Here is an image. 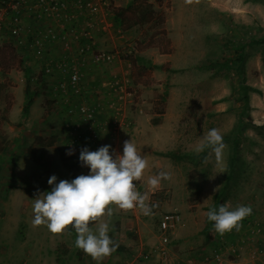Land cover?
Masks as SVG:
<instances>
[{
  "label": "rangeland",
  "instance_id": "374dc122",
  "mask_svg": "<svg viewBox=\"0 0 264 264\" xmlns=\"http://www.w3.org/2000/svg\"><path fill=\"white\" fill-rule=\"evenodd\" d=\"M111 1L112 6H122L127 2ZM149 1L165 16L164 32L160 31L161 28L147 25L123 31L112 19V26L107 27L110 30H102V37L98 35L104 44H109L106 51L116 56L107 64L94 63L104 72L110 70L102 79L114 72L126 75L127 88L133 94V99H125L124 106L125 114L131 116L133 125L129 130L121 131L114 152L110 153L114 156L122 154L123 142L132 140L148 162L142 180L136 182V190L149 197L146 203L155 205L151 215H143L138 207L124 212L110 205L113 215L109 217L105 213L90 225L95 232L99 223H109L111 236L127 248L105 257L101 264H202L217 251L222 254V264H264V255L259 254L260 249L264 250L262 45L253 43L245 46L242 68L216 70L205 66L208 60L221 62L232 56V51L221 40L245 43L250 38L262 36L264 3L250 0ZM30 28L31 24L24 26L19 35L23 42L20 44L17 39L11 41L8 28L3 27L0 31V44H10L17 54V58L12 57L8 68H0V82L3 83L0 140L4 143L0 151V264H96L75 248L76 233L71 226L61 234H52L46 226L34 228L31 224L33 202L39 194L43 196V192L51 190L47 180L54 173L47 172L46 166H40L38 163L42 160L34 158L35 154L43 155L44 160L52 163V154L55 153L54 165L57 166L53 170L60 173L58 179L70 181L89 171L79 162L80 150L83 147L90 151L97 149L83 142L81 137L72 136L65 154L71 149L74 157L68 161L69 167L65 171L55 149L34 145V151H28L36 136L48 138L51 134L57 135L54 148L60 149V142L67 134V119L71 121L66 115V102L76 98H69L51 84V78L55 80L57 75L43 71V62L48 56H33L29 47ZM79 30L83 31L84 26ZM97 45L96 41L94 49H101ZM44 52L48 53V50ZM134 54L143 60L132 64L127 58ZM151 64H167L174 71L154 69ZM24 66L30 68V87L39 88V94L33 98L25 118L21 110L25 99ZM38 76L44 84H39ZM242 77L245 84L258 92H248V107L243 113L248 125L243 131L245 137L238 149L239 159L224 203H230L233 208L250 205L252 214L241 222L239 231L232 230L220 236L211 227L207 240L203 232L205 206L212 202L213 194L225 179L226 171H219L222 168L226 170L232 149L223 141L225 147L217 160L211 150L198 154L194 148L210 129L215 128L223 135L233 128L243 107L235 90ZM160 96L164 99L163 114L161 122L153 125L150 120L158 116L155 111L161 105ZM12 106L15 108L11 109ZM72 120L78 119L73 117ZM166 151L191 155L173 159L160 154ZM13 156L16 160L18 158L15 167L14 162H9ZM9 168H12L11 172ZM161 171L170 173L171 178L162 180L156 189H152L148 180ZM14 173L25 184L20 185L22 188L17 194L6 199L3 191L9 187L14 191L15 186L4 184L7 178L14 177ZM166 211L179 212L182 223L170 233L165 244L167 260L162 261L152 247L160 246L157 221ZM257 228H261L258 233L253 231ZM228 246L234 247L235 252H229ZM149 251L150 255L145 257Z\"/></svg>",
  "mask_w": 264,
  "mask_h": 264
},
{
  "label": "built area",
  "instance_id": "2783aa9c",
  "mask_svg": "<svg viewBox=\"0 0 264 264\" xmlns=\"http://www.w3.org/2000/svg\"><path fill=\"white\" fill-rule=\"evenodd\" d=\"M86 15L89 19L86 17L84 30L75 28L74 24L79 17ZM112 15L111 0H0V31L7 22L11 41L17 39L18 44L23 43L19 35L25 26L24 18H29L34 22L28 32L31 35L29 47L34 57H42L45 54L47 41L60 40L63 48L69 49L72 40L75 39L77 41L76 53L79 56L89 54L94 63L107 64L114 60L115 54L103 49H94V44L96 43V31L99 28L105 29L112 26ZM51 20L61 25L60 31L49 22ZM43 69L45 73L56 69L62 76H67L57 83V88L69 95V98L87 97L82 84L83 73L76 60H56L54 66L47 64ZM127 78L126 75L114 72L111 77L104 79L101 88L103 91L106 90L104 94L108 98L104 104L99 100L87 103L86 97L78 104L67 103L65 111L71 121H67L65 128L70 141H72V136L77 139L83 138L86 133L89 145L96 149L105 144L111 145L109 151L114 152L121 131H127L133 125L131 116H127L124 111L125 99L127 97L133 99V94L127 88ZM134 105L137 106L136 103ZM98 114H103L104 117L98 119ZM73 117L78 120L73 121ZM104 134L108 135L107 143L102 141ZM181 223V216L176 211H166L158 219L160 246L152 247V251L159 256L160 260H167L165 244L169 241L170 233H173ZM255 230L258 231V228ZM228 251L234 253L235 248L228 246ZM150 253L151 251L147 252L145 257H148ZM259 254L264 255V250L260 249ZM222 263V254L217 251L206 258L202 264Z\"/></svg>",
  "mask_w": 264,
  "mask_h": 264
},
{
  "label": "clouds",
  "instance_id": "9594fccd",
  "mask_svg": "<svg viewBox=\"0 0 264 264\" xmlns=\"http://www.w3.org/2000/svg\"><path fill=\"white\" fill-rule=\"evenodd\" d=\"M190 2V0H188ZM75 80V78H74ZM225 147L220 132L213 128L195 146L196 153L211 150L217 160L221 158ZM111 145H103L95 151L83 147L79 152V162L89 169L88 173L76 176L72 180L60 179L51 175L47 183L50 191L39 194L33 202L32 227L46 226L52 234H61L71 226L76 233L74 246L89 256L96 264L110 256L119 245L111 239L109 223H99L95 232L90 227L107 213L113 215L110 205L128 212L139 208L143 215H151L155 205L146 201L149 197L136 190V182L141 181L148 162L138 152L132 140L123 142L122 154L113 155ZM72 155L69 149L66 153ZM221 169L219 173H225ZM218 173V172H217ZM170 173L161 171L149 178L148 184L156 189L162 180L170 179ZM252 214L250 205L221 204L218 210L213 207L206 213L208 221L216 234L223 236L232 230L239 231L241 222Z\"/></svg>",
  "mask_w": 264,
  "mask_h": 264
},
{
  "label": "trees",
  "instance_id": "16d2710c",
  "mask_svg": "<svg viewBox=\"0 0 264 264\" xmlns=\"http://www.w3.org/2000/svg\"><path fill=\"white\" fill-rule=\"evenodd\" d=\"M250 1H258V2L260 1L264 3V0H250ZM112 14H113L114 21L118 23V26L123 31L130 30L132 27H135V26L143 27L147 25L150 27L154 26L157 28H161L160 31L164 32L163 26L165 22V16L162 11H158L154 9L153 4L149 0H128L122 6H112ZM29 24H31V27H32V25L34 24L33 20L30 19ZM8 26L9 25L7 24V22L3 25V27H6V29L8 28ZM30 37L31 35L29 34V39ZM221 42L223 43L224 46H227L230 51H232V56L222 59L221 62L217 60H208V63L205 65L207 68H214L216 70H222V69L230 70L234 68L236 69L242 68L245 62V51H244L245 46L247 44L253 45V43H259L262 45V48H263L262 56L264 60V33L259 38H256V39L250 38V41L245 42V43L244 42L243 43L234 42L229 39H225L223 41L221 40ZM6 54L8 55L6 56ZM12 57L17 58L15 48L11 46L10 44L1 43L0 44V68L1 69L8 68V66H10ZM18 60L19 62H22L20 59ZM127 60L133 64L136 61L143 60V58L141 56H138L137 54H134L132 58L128 57ZM150 66L154 69L174 71V69L167 66V64H151ZM23 72L26 75V82L24 86L25 99L23 101L21 110H22V117L25 118L33 102V98L39 94V88L30 87V84H29L30 68L28 66L23 67ZM109 76L111 77V74ZM37 79H38L37 81H39V84H44L41 82L40 80L41 78L39 76ZM103 81L104 79H102V82ZM2 84L3 83L0 82V99L2 98L1 96V93H2L1 85ZM41 88H44V85L41 86ZM235 90L240 96L243 107L237 115L238 116L237 122L234 124L233 128L230 130V132H227L222 135L223 141L231 145V149H232L231 155H229L227 159L225 179L223 180L222 184L217 189V191H215V193L213 194L212 202L208 204L207 206H205L206 213L210 208H213V207H215L218 210V207L221 204H224L225 202V197L227 196L229 185L231 184V181L233 180V175L235 171L234 168H235L237 160L239 159L238 149H239V146L241 144L243 137H245L243 135V131L245 127L248 125L244 121V118H243L244 110L247 109L248 107V92H258L257 89L253 88L252 86L248 84H245L243 77H242V80L236 86ZM160 102L161 103L159 104L161 105L158 106L155 111L158 116H153L150 120L153 125L159 124L161 122V115L163 114V104L162 103L164 102V99L162 96H160ZM68 120L69 119H67V121ZM65 136L67 137L68 141H70V137H68L67 134ZM56 138L57 137L54 134H51L50 136H48V138L36 136L33 140V143L28 146V151L32 153L35 149L34 145H39L41 147H49L55 143ZM1 149L2 148H0V151ZM160 154L164 156H168L173 159H180L183 157L186 158L187 156L191 155V154L179 153L175 151L160 152ZM62 155L63 154L60 155L61 161L64 163V166L69 167L68 161H70V159L72 158H69L68 156H62ZM9 162H14V163L16 162V159L14 158V156L11 157ZM211 227H212V222L208 221L207 218H205V226L203 228V232L205 233V238L207 240L209 239L208 231L210 230ZM260 230L261 228H258V231L256 230H253V231L254 232L256 231V233H258ZM109 236L111 237L113 241H115L119 245V247L116 249L115 252H123L127 250L126 246L117 242L111 236L110 233H109Z\"/></svg>",
  "mask_w": 264,
  "mask_h": 264
},
{
  "label": "crops",
  "instance_id": "0c3cea01",
  "mask_svg": "<svg viewBox=\"0 0 264 264\" xmlns=\"http://www.w3.org/2000/svg\"><path fill=\"white\" fill-rule=\"evenodd\" d=\"M86 17H87V19H89V16H87V15L85 17L84 16H80L79 19L74 24V27L75 28L77 27L78 30H79L80 27L84 26V24L86 23L85 21H87ZM24 21H25V23H24L25 25L30 23V19L29 18H24ZM49 22L53 26H56L57 30H59V31L61 30V28H60L61 25L60 24H58L57 22L52 21V20L49 21ZM115 25L117 26L118 23L115 22ZM102 30L103 31H107V30H110V28H105V29H100L99 28L96 31V34H97L96 35V41L98 42L97 46L100 47L101 49L107 50L108 47H110L109 44L108 43L104 44L105 42L103 40L98 39V35L100 37H102L101 36L102 35ZM100 42H102L103 44L101 45ZM76 47H77V41L75 39L72 40L71 48H69V49H64L63 46H62V43L60 42V40L47 41L45 49L48 50V53L45 52V54H46V56H48V58L44 60L43 64L44 65L49 64L51 66H54V63L56 62V60H60L62 58H64L67 61L76 60L78 62V64H79L80 70L83 73L82 84L84 86V91L86 92L87 97L86 96L76 97L75 99L72 100V102H66V104L67 103L78 104L81 101V99H83L84 97H86L85 101L87 103L99 100V102L104 104L106 101H108V98H106V96L104 94V92H106V90L103 91L102 88H101V83H102V78H104V76H106L110 72V70H108V71L105 70V72H104L99 66L94 64V62L92 61L91 56L89 54H85L83 56H79L76 53ZM160 63H162V62H160ZM50 73L51 74L55 73L57 75L55 80L54 79L52 80V78H51V81H50L51 84H54L55 88H57V83L61 79L67 77L66 75L62 76V74L56 69H53ZM14 108H15V106L11 107V109H14ZM103 117H104L103 114H98L97 118L98 119H102ZM83 137H84V138H82L83 142H85L86 144L89 145L86 133H84ZM102 141L104 143H107L108 142V135H105V134L102 135ZM3 144H4L3 141L0 140V145H1L0 148H2V149L4 148ZM60 144L61 145H60V149L59 150L54 148L55 145H56L55 143L53 145L49 146V148L55 149V151L58 152L59 157H60L61 154H63L62 156H65L66 155L65 154L66 148H68L70 146L69 141L66 140V137H65V139L61 140ZM35 155L36 156H34V158H38V159L42 160V162H39L38 164L40 166L42 165L43 168H44V166H46L47 167L46 171L47 172H50V171L54 172V173H52V175H55L57 177V181L60 180V179H58V176H59L60 173L56 174L55 170H53V169H56L55 166H57V165H54L55 153L52 154V158H53V160H52L53 162L52 163H50L51 161H49V160H44L43 155H41L40 157L37 154H35ZM68 157L72 158V157H74V155L72 154V155H69ZM17 162H18V158H17L16 162L14 163V167H15V165L18 164ZM12 168L11 169L9 168L8 171L11 172ZM66 168H67L66 166H63V170L64 171L66 170ZM64 171H62L61 173H64ZM21 184H25V182L24 181H20V179H18L16 177V173H14V177L7 178V182L4 185L5 186H7V185L15 186L13 188L15 192L14 191H10V189H12V188L9 187V190H4L3 191L4 192L3 197L4 198L7 197L6 199H8V197L11 198L12 194H17L18 191L20 190L19 188H22V186H20Z\"/></svg>",
  "mask_w": 264,
  "mask_h": 264
},
{
  "label": "bare ground",
  "instance_id": "6f19581e",
  "mask_svg": "<svg viewBox=\"0 0 264 264\" xmlns=\"http://www.w3.org/2000/svg\"><path fill=\"white\" fill-rule=\"evenodd\" d=\"M80 22V21H79Z\"/></svg>",
  "mask_w": 264,
  "mask_h": 264
}]
</instances>
